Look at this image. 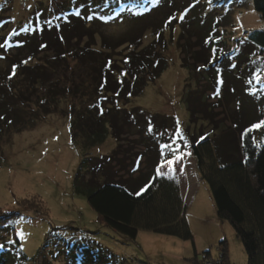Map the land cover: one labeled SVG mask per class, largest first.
I'll return each mask as SVG.
<instances>
[{
  "label": "rangeland",
  "instance_id": "374dc122",
  "mask_svg": "<svg viewBox=\"0 0 264 264\" xmlns=\"http://www.w3.org/2000/svg\"><path fill=\"white\" fill-rule=\"evenodd\" d=\"M10 1L14 24L11 29L21 24L31 25L29 19L36 0ZM110 1L98 20L95 18L93 29L113 39L134 28L139 32L152 23L163 22L170 11L197 2L185 14L179 13L176 22L173 21L177 24H173L172 32L166 33L169 47L164 55L168 68L127 107L141 108L154 115L155 121L145 131L147 139L152 137L153 143L156 140L162 145L185 149L189 147L186 141L195 134L197 139L208 138L216 149L225 151L234 148L233 144L238 145L242 132L252 131L255 143L261 144L264 127L256 130L253 126L264 121V75L258 76L256 71L254 76V64L248 69L237 67L239 63L236 64L232 54L241 50L238 41L245 39L247 33L264 29V20L255 10L253 0H170L174 6L169 5L172 10L168 12L164 10L168 5L165 2L159 8L157 2L147 0ZM43 2L53 4L50 0ZM118 2L121 5L115 4ZM209 24L212 30L220 29L217 31L223 38V47L217 48L218 53L207 68L209 71L196 69L204 63L194 65V60H190L195 72L182 65V58L189 57L190 53H204L207 43L201 42L199 31ZM223 25L229 27L223 28ZM11 29H2V34ZM28 31L32 33L31 27ZM96 39L99 42L100 37ZM153 39V30L148 29L142 44L147 46ZM182 44L184 52L178 47ZM127 49L124 46L111 55L119 59L126 55ZM7 53L0 46V69L8 65ZM67 63L77 73L76 83L81 84L82 68L75 61ZM244 75L255 77L259 84L250 83ZM13 87L25 93L27 100L18 99L15 108L32 125L23 131L0 135V212H17L20 210L17 201H33L34 209L23 211L13 226L26 255L34 260L40 255L34 264H223L225 252L229 264H248L244 246L233 226L217 214L210 186L199 175L192 150H185L160 166L163 165L161 171L166 173V178L180 188L193 241L144 230L139 231L136 240H130L109 228L90 207L85 195L74 192V179L84 156H113L108 168L123 180H145L149 160L148 156L142 157L146 144H142L139 130L129 131L121 142L110 137L99 148L83 152L69 126L71 106L78 108L81 96L61 98L57 104L52 102L41 108L38 101L41 90L28 88L19 76ZM188 95L194 114L187 102ZM119 146L120 153L112 154ZM9 239V232L0 229V243Z\"/></svg>",
  "mask_w": 264,
  "mask_h": 264
},
{
  "label": "trees",
  "instance_id": "16d2710c",
  "mask_svg": "<svg viewBox=\"0 0 264 264\" xmlns=\"http://www.w3.org/2000/svg\"><path fill=\"white\" fill-rule=\"evenodd\" d=\"M101 1L50 0L53 4L46 5L43 0H36L37 5L29 19L31 25L21 24L11 29L14 26L11 1L0 0V46L5 53L8 49L13 51L5 57L9 61L7 67L0 69V135L7 131H23L32 125L15 108L19 100H27L21 88L13 87L18 76L26 81L28 88L41 90V97H38L41 108L50 106L52 102L57 104L61 98L69 100L81 96L79 107L71 106L69 126L83 152L99 148L110 137L121 142L129 131L139 130L141 142L146 144V153L143 152L142 157L148 156L149 160L145 180H123L112 168H108L113 156H84L74 179V192L85 195L100 219L130 240H136L139 231L144 230L193 241L180 188L172 180L157 175L161 164L190 149L199 175L210 186L219 218L233 226L244 246L248 264H264V137L257 145L254 133L245 131L237 146L233 144L234 148L221 151L208 138L197 139L194 134L186 141L188 148L178 149L156 140L153 143L152 137L147 139L145 131L155 121L154 115L141 108H127L132 99L140 96L168 68V59L164 55L169 47L166 33L172 32L177 24L173 23L176 22L175 17L193 9L197 2L170 11L163 22L152 23L139 32L138 28H134L121 38L113 39L93 29L99 14L111 3L110 0ZM147 1L157 2L159 8L167 3L164 9L167 12L172 10L169 5L174 6L172 0ZM253 3L264 20V0H253ZM115 4L121 5L119 2ZM30 27L32 33L28 31ZM195 27L198 29V25ZM6 28L11 31L2 34V29ZM148 29L153 30L154 39L144 46L142 40ZM201 29V42L207 43V50L182 58V65L193 71L198 68L211 70L207 68L214 61L217 48L221 49L224 43L218 34L220 29L212 30L211 24ZM97 36L100 37L99 42ZM244 38L238 41L241 50L232 53L236 64L239 63L237 67L248 69L254 64V76L264 75V29L247 33ZM124 46L128 47L126 55L113 58L111 52ZM178 47L184 52L183 44ZM68 60L75 61L82 68L81 84L76 83L74 77L77 73L69 67ZM190 60H194V65L204 63L203 67L193 69ZM246 79L252 84H259L255 77ZM187 102L191 114H194L190 95ZM120 151L119 146L112 154L118 155ZM32 202L28 199L17 201L19 211L0 212V229L7 230L11 236V239L0 243V264H34L40 257L38 254L34 260L26 255L13 226L23 211L34 209ZM222 257L223 264H229L226 252Z\"/></svg>",
  "mask_w": 264,
  "mask_h": 264
},
{
  "label": "snow or ice",
  "instance_id": "6c2138e0",
  "mask_svg": "<svg viewBox=\"0 0 264 264\" xmlns=\"http://www.w3.org/2000/svg\"><path fill=\"white\" fill-rule=\"evenodd\" d=\"M262 127H264V121H261L260 123L254 125V126H253V129L259 130V129H261ZM157 175H163V173L158 171V172H157ZM141 191H143V189H142Z\"/></svg>",
  "mask_w": 264,
  "mask_h": 264
},
{
  "label": "crops",
  "instance_id": "0c3cea01",
  "mask_svg": "<svg viewBox=\"0 0 264 264\" xmlns=\"http://www.w3.org/2000/svg\"><path fill=\"white\" fill-rule=\"evenodd\" d=\"M178 160V159H177ZM175 161V162H178V161ZM163 166V165H162ZM162 166H160L158 169H160V170H158L159 172H162L161 171V169L163 168ZM159 176H163V177H167L168 178V176L166 175V173H163V175H159Z\"/></svg>",
  "mask_w": 264,
  "mask_h": 264
}]
</instances>
